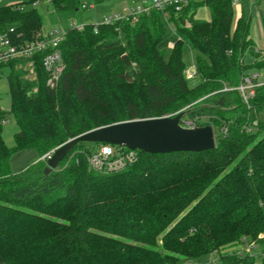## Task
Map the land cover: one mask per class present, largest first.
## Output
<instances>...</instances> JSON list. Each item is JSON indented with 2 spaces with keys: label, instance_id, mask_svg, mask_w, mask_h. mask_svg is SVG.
Here are the masks:
<instances>
[{
  "label": "trees",
  "instance_id": "obj_1",
  "mask_svg": "<svg viewBox=\"0 0 264 264\" xmlns=\"http://www.w3.org/2000/svg\"><path fill=\"white\" fill-rule=\"evenodd\" d=\"M104 1L50 5L68 21L84 11L83 4ZM232 3L193 0L182 12L172 11L170 23L153 12L136 23L101 26L98 33L92 25L68 31L56 90L47 85L45 54L34 57L32 80L20 63L0 68V75L10 69L11 113L19 125L15 146L8 148L7 115L0 111V264H182L214 254L221 264H254L255 258L234 248L255 242L264 250V126L248 131L257 121L253 112L264 110V84L251 108L239 92H216L237 87L248 66L263 70L264 50L251 38L252 18L245 11L232 31ZM24 6H1L0 30L14 28L23 42L39 40L44 19ZM200 7L209 9L210 21L196 19ZM192 51L200 79L194 87L184 63ZM188 106L191 113L215 114L206 125L227 124L216 148L136 151L125 169L102 174L90 167L95 147L128 149L83 142L49 175L45 160L18 173L11 169L17 152L35 150L43 157L94 129Z\"/></svg>",
  "mask_w": 264,
  "mask_h": 264
},
{
  "label": "built area",
  "instance_id": "obj_2",
  "mask_svg": "<svg viewBox=\"0 0 264 264\" xmlns=\"http://www.w3.org/2000/svg\"><path fill=\"white\" fill-rule=\"evenodd\" d=\"M191 1L193 0H134L133 6L105 16L99 21L81 22L75 19H69L66 23L59 24L58 28L44 32L42 38L39 40L30 42H23L21 38H16V31L12 27L5 31L0 30V68L10 63H20L17 65L18 69L23 68L26 76L32 80L35 76L34 57L39 54H45L44 67L48 73L47 85L50 89L56 90L65 69L60 45L66 38L68 31L82 32L89 25H92L95 33H98V29L101 26H115L128 22L136 23L141 17L151 15L153 12H160L163 19L168 23L172 11L177 13L182 12L190 5ZM232 6L234 11L242 7V11H245L251 18L253 9L264 13V0H233ZM88 9H94V4L85 3L82 5V10L86 11ZM189 26L190 23L187 22L186 27ZM173 47L174 44L171 43L169 49ZM197 77L196 64L194 63L190 69L185 71V78L187 81H190ZM259 86L261 85L257 82V75L255 73H246L237 87L225 85L216 93L239 92L243 103L248 108H251V101L255 98L256 90ZM189 113L190 111L187 114ZM184 117L181 119L180 124L182 127L188 129L205 127L209 123V121H206L202 126L200 125L202 122L201 117L197 116L193 119H185ZM257 126L258 123L255 121L253 126L250 129L248 128V131ZM227 132L228 126L224 123L221 128V133L225 135ZM51 154L52 152L47 154L43 159L47 161ZM136 157V151H119L111 146H103L98 152L89 157V163L92 170L98 173L108 174L125 169ZM260 238H263V236L261 235ZM249 247L251 249L259 248L261 250L257 255H249L250 257L264 259V250L257 243H251Z\"/></svg>",
  "mask_w": 264,
  "mask_h": 264
},
{
  "label": "rangeland",
  "instance_id": "obj_3",
  "mask_svg": "<svg viewBox=\"0 0 264 264\" xmlns=\"http://www.w3.org/2000/svg\"><path fill=\"white\" fill-rule=\"evenodd\" d=\"M27 2H30L28 4V7L26 9L31 10V9H36L43 17L44 19V30H50L51 28L54 27H59L58 24L60 23H66L67 19L64 16L60 15H54V10L47 2V0H25ZM134 5V0H105L103 3L100 4H95L94 9H88L86 11H81L78 17H75V20L81 21V22H91V21H99L103 17L110 15L112 12H117V11H122L125 7H131ZM257 10L253 9L252 12V26H251V36L255 40V43L257 47L260 48V50H264V25L262 24V20L258 19L257 17ZM262 14V12H261ZM57 16V17H56ZM211 18V14L208 8L206 7H200L197 8V14H196V19L198 20H203V21H208ZM241 18V15L238 11V9H235L234 11V21L232 25V31H234L239 19ZM58 19V21H57ZM210 21V20H209ZM170 23V20H169ZM174 47L169 49V51H173ZM197 59V52H188L184 55V63L186 65V70L190 69L192 65L195 63ZM253 63V58L251 56L247 57L246 59V64L251 65ZM251 66H248L249 70H247V73L255 72L257 70L250 69ZM188 68V69H187ZM259 75V80L264 81V70H258L257 71ZM10 75V69L5 68L3 70V74L0 75V111H4L7 115L6 120L3 123V137L4 141L7 145L8 148H13L15 146V139L14 136L15 134L19 131V125L16 120V117L11 113V108H12V101L10 97V92H9V85H8V76ZM189 85L191 87L196 86L197 84L200 83V79L196 78L194 80L188 81ZM190 106L184 108L183 110L187 111H192L193 108H190ZM202 108V107H201ZM199 109V108H198ZM203 109V108H202ZM173 115V114H170ZM214 113L210 111H200L196 110L194 112H190L187 114L184 118L185 119H193L195 117H201V123L200 125H204L206 121L210 122V119L214 117ZM169 116V115H166ZM254 118H256L257 123L261 126H264V110H255L253 112ZM165 117V116H164ZM158 118V117H155ZM214 128V134L216 139L221 135V128L217 125H212ZM103 146H97L93 151H96V149H100ZM115 150L117 148L113 147ZM126 150V149H125ZM34 154H38L34 150H30ZM97 152V151H96ZM46 156V155H45ZM41 157V160H44ZM18 155H14L11 159V169L12 171L16 172L21 166V162L16 160ZM40 161V160H39ZM25 166H30L32 165L31 163L26 162L24 164ZM26 168V167H25ZM26 168V169H27ZM21 170V169H20ZM25 170V169H24ZM238 251L239 254L248 256V255H257L261 250L259 248L257 249H251L249 247L248 243L241 244L237 247L234 248V251ZM182 264H221V261L219 260V255L214 254V255H209V256H204L198 259H191V260H186L183 261ZM254 264H262V259H256Z\"/></svg>",
  "mask_w": 264,
  "mask_h": 264
},
{
  "label": "water",
  "instance_id": "obj_4",
  "mask_svg": "<svg viewBox=\"0 0 264 264\" xmlns=\"http://www.w3.org/2000/svg\"><path fill=\"white\" fill-rule=\"evenodd\" d=\"M187 113L182 110L174 116L125 121L84 133L52 151L47 159L45 175L56 170L71 151L83 142L108 144L150 154L200 153L216 148L212 125L195 129L181 126V119Z\"/></svg>",
  "mask_w": 264,
  "mask_h": 264
},
{
  "label": "crops",
  "instance_id": "obj_5",
  "mask_svg": "<svg viewBox=\"0 0 264 264\" xmlns=\"http://www.w3.org/2000/svg\"><path fill=\"white\" fill-rule=\"evenodd\" d=\"M39 1V0H38ZM47 2H49V4H50V0H47ZM17 3H24L25 4V6H24V8H25V10H28V9H26V7H28V3H30V2H27V1H25V0H0V7L1 6H7V5H13V4H17ZM126 8V7H125ZM243 8L242 7H239L238 8V11H239V13H240V15H242V13H243ZM118 12V11H117ZM257 17H258V19L260 20H262V24L264 25V13H262L261 14V12L259 11V10H257ZM112 13H115V12H112ZM111 13V14H112ZM54 15H55V13H53ZM57 17V16H56ZM211 19V18H210ZM209 19V20H210ZM208 20V21H209ZM57 21H58V19H57ZM98 21V20H97ZM59 22V21H58ZM61 24V23H60ZM59 25V24H58ZM252 26V25H251ZM54 28H57V27H54ZM54 28H51L50 30H52V29H54ZM46 31H49V30H44V28H43V33L44 32H46ZM251 38H252V36H251ZM253 39V38H252ZM253 41L255 42V40L253 39ZM255 45H256V43H255ZM256 47H257V45H256ZM259 50H260V48L259 47H257ZM188 69V68H187ZM264 70V69H263ZM251 73H255L256 75H257V82L260 84V85H263L264 84V81H260L259 80V75H258V73H257V71H255V72H251ZM35 151V150H34ZM37 152V151H36ZM38 153V152H37ZM17 155H18V157H17V159L16 160H18L19 162H21V164L23 165V166H21V168H19L16 172H14V173H18V172H21V171H23L24 169H26L27 168V166H25L24 164L26 163V162H28L29 161V163H31V164H34V163H36V162H38L39 160H41V156L39 155V153L38 154H34V153H32L30 150H25V151H20V152H17L16 153ZM16 154H14V155H16ZM13 155V156H14ZM26 167V168H25ZM29 167V166H28ZM12 168V167H11ZM21 169V170H20Z\"/></svg>",
  "mask_w": 264,
  "mask_h": 264
}]
</instances>
